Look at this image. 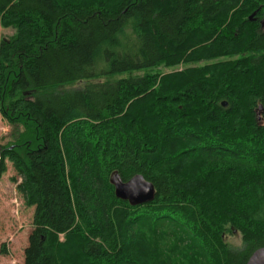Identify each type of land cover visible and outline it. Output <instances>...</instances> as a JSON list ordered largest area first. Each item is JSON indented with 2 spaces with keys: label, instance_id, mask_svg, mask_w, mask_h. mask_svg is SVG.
<instances>
[{
  "label": "trees",
  "instance_id": "1",
  "mask_svg": "<svg viewBox=\"0 0 264 264\" xmlns=\"http://www.w3.org/2000/svg\"><path fill=\"white\" fill-rule=\"evenodd\" d=\"M263 21L264 0H0V182L10 162L34 208L24 264L264 248ZM114 174L154 201L118 199Z\"/></svg>",
  "mask_w": 264,
  "mask_h": 264
},
{
  "label": "rangeland",
  "instance_id": "2",
  "mask_svg": "<svg viewBox=\"0 0 264 264\" xmlns=\"http://www.w3.org/2000/svg\"><path fill=\"white\" fill-rule=\"evenodd\" d=\"M14 32L12 28L1 27L4 39L11 37ZM11 132L12 127L0 112V145L10 141ZM21 180L13 165L7 162V172L0 182V264H24V251L33 230L34 208L26 206L18 191ZM226 241L236 248L242 246L241 235L236 232L227 235Z\"/></svg>",
  "mask_w": 264,
  "mask_h": 264
},
{
  "label": "water",
  "instance_id": "3",
  "mask_svg": "<svg viewBox=\"0 0 264 264\" xmlns=\"http://www.w3.org/2000/svg\"><path fill=\"white\" fill-rule=\"evenodd\" d=\"M223 106L227 107V103H223ZM111 183L115 187L117 198L128 202L133 207L151 203L156 197L155 186L142 175L124 182L119 174H114ZM247 264H264V248L255 251Z\"/></svg>",
  "mask_w": 264,
  "mask_h": 264
}]
</instances>
